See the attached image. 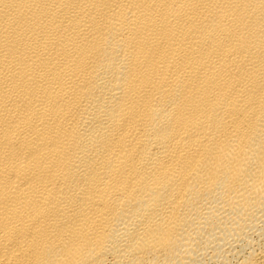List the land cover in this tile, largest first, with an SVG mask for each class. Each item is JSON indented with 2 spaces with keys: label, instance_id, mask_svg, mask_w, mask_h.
Returning <instances> with one entry per match:
<instances>
[{
  "label": "bare ground",
  "instance_id": "1",
  "mask_svg": "<svg viewBox=\"0 0 264 264\" xmlns=\"http://www.w3.org/2000/svg\"><path fill=\"white\" fill-rule=\"evenodd\" d=\"M261 259L264 0H0V264Z\"/></svg>",
  "mask_w": 264,
  "mask_h": 264
},
{
  "label": "rangeland",
  "instance_id": "2",
  "mask_svg": "<svg viewBox=\"0 0 264 264\" xmlns=\"http://www.w3.org/2000/svg\"><path fill=\"white\" fill-rule=\"evenodd\" d=\"M261 262H262V264H264V259H261ZM261 262H260V263H261ZM260 263H259V264H260Z\"/></svg>",
  "mask_w": 264,
  "mask_h": 264
}]
</instances>
